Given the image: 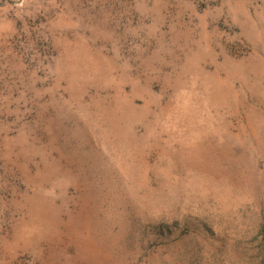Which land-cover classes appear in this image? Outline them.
I'll use <instances>...</instances> for the list:
<instances>
[{
  "label": "rangeland",
  "instance_id": "374dc122",
  "mask_svg": "<svg viewBox=\"0 0 264 264\" xmlns=\"http://www.w3.org/2000/svg\"><path fill=\"white\" fill-rule=\"evenodd\" d=\"M264 0H0V264H264Z\"/></svg>",
  "mask_w": 264,
  "mask_h": 264
},
{
  "label": "trees",
  "instance_id": "16d2710c",
  "mask_svg": "<svg viewBox=\"0 0 264 264\" xmlns=\"http://www.w3.org/2000/svg\"><path fill=\"white\" fill-rule=\"evenodd\" d=\"M260 230H261V231L264 230V224L262 225V229H260ZM263 234H264V233H263ZM262 236H264V235H262Z\"/></svg>",
  "mask_w": 264,
  "mask_h": 264
}]
</instances>
